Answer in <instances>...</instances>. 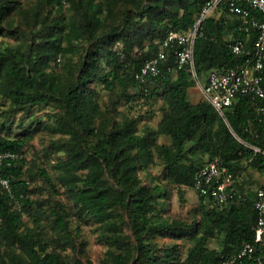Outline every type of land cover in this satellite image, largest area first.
Segmentation results:
<instances>
[{
  "label": "trees",
  "instance_id": "1",
  "mask_svg": "<svg viewBox=\"0 0 264 264\" xmlns=\"http://www.w3.org/2000/svg\"><path fill=\"white\" fill-rule=\"evenodd\" d=\"M207 1L123 0L126 8L121 20L105 25L107 5L95 0H38L27 7L21 0H0V37L15 34L24 19L31 30L44 26L51 7L69 4L73 11L65 26L56 24L45 34L37 30L25 51L0 46V95L10 98L11 105L20 111L31 112L50 103L59 109L50 117L59 130L70 135L66 142L70 157L63 164L66 173L62 180L72 199L70 208L60 203L48 211L36 207L32 184L38 178L32 173L27 177V140L23 134L10 137L12 120L1 123L0 151L15 152L19 158L13 166L3 168L10 186L5 189L0 185V264H69L53 244L63 250L65 244L77 247L79 227H71L76 214L111 230L119 222L129 228V235L110 237L118 250L104 260L105 264H222L223 257L237 253L245 243L258 242L251 184L245 180L238 183L245 201L217 205L195 190L194 177L206 162L217 159L235 174L255 171L264 178V113L259 111L260 101L240 96L224 115L204 96L191 102L190 89L197 80L189 67L167 72L168 65L176 63L173 51L161 63L163 74L146 80L136 77L141 66L162 51L168 30L187 31ZM242 22L227 10L205 20L204 35L197 40L194 54L200 78L213 69L244 62L247 56L236 55L229 48L230 42L246 39L247 48L252 47L256 30L247 38L240 29ZM57 29L61 32L56 33ZM228 33L232 39H226ZM83 41L88 45L82 59L73 65L65 81L54 70L48 71L60 54L75 53V43ZM119 43L121 47L116 46ZM104 59L111 66L107 72H103ZM95 82L108 92L120 88L122 99L132 109L148 107L144 114H155L162 100V119L156 127L141 128L136 117L96 126ZM160 135L168 137L169 143H160ZM90 137H95V142ZM201 154L209 159L201 163ZM158 161L161 172L154 177L158 183H144L140 171ZM85 166L90 172L79 174ZM40 174L51 183L46 170ZM167 184L196 192L199 206L192 222L182 218L160 221ZM42 211L51 219L56 240L47 239L38 229ZM156 237L168 238L171 243L160 246ZM215 239L222 240L221 250L210 247ZM186 243L190 245L185 250ZM259 253L264 260V242Z\"/></svg>",
  "mask_w": 264,
  "mask_h": 264
},
{
  "label": "rangeland",
  "instance_id": "2",
  "mask_svg": "<svg viewBox=\"0 0 264 264\" xmlns=\"http://www.w3.org/2000/svg\"><path fill=\"white\" fill-rule=\"evenodd\" d=\"M22 5L32 6L38 0H21ZM96 2L106 3L107 10L103 14V22L105 25L114 24L121 20L125 11L126 5L123 0H95ZM53 8V9H52ZM73 15L71 6L67 4L64 8L51 7L46 23L44 26H38L36 30H31L32 26L27 20H23L16 28V33L13 35H5L0 37L1 47L19 48L25 51L31 43L33 36L37 30H42L45 33L52 32L53 26L60 24L65 26ZM221 14H217L220 17ZM61 32L60 29L55 31ZM226 39H232V34L228 33ZM77 48L75 53L67 52L64 55L60 54L55 62L52 61L53 66L48 69L54 70L60 77L61 81H65L67 76L71 75V68L73 65L81 61L88 42L75 43ZM64 46L67 43H63ZM121 47L122 44L118 45ZM103 72L111 70V66L104 59ZM205 77H202L201 80ZM95 88V100L97 101L98 111L94 116V123L96 126H106L114 122L123 123L131 117H136L140 120L139 126L143 128L145 125L156 127L163 117V101L156 105L155 114L142 112L146 111L148 107L145 105L143 109L136 111L131 108V105L126 103L121 95L122 90L117 88L113 92H108L104 89L100 82L93 83ZM190 101L195 103L203 98V94L199 89V84L196 81L195 85L190 89ZM148 110V109H147ZM153 110V109H152ZM59 112L57 106L53 103L43 104L35 107L31 112L20 111L11 105V99L0 95V124L7 120L13 121V131L9 133L10 137L22 135L26 140L24 147L25 169L29 175L37 174V180L32 184L34 193L32 198L37 202V206L42 210H50L57 204H62L65 208L72 206V199L68 194L65 184L62 180V174H65L64 162L69 159L70 153L66 142L70 139V135L64 133L56 127L55 121L50 117L52 114ZM1 126V125H0ZM3 133H6L4 131ZM92 142H95V137H90ZM160 143H169V138L163 135L159 136ZM209 156L201 154V163L207 161ZM46 170L50 177L51 183L45 180L44 176L40 174V170ZM90 168L85 166L79 170V174H87ZM161 172V163L159 161L156 165L150 166L145 170L140 171V177L144 183L152 185L158 182L154 179ZM246 183L256 190L262 185L264 178H260L255 171L243 175ZM166 185V184H165ZM166 197L161 201L159 219L160 221L174 218H182L192 222L195 219L197 208L199 206V199L193 189L180 188L174 184H167ZM46 212L40 213L42 220L38 224V229L49 240H56L57 233L51 225V219L47 218ZM74 221L71 224L72 229L79 227L78 244L77 247L64 245L65 250L58 246L57 243L53 247L60 250L67 258L69 264H105L104 260H109L111 254L117 251L118 248L114 244L111 236L118 234L129 235L130 230L126 224L117 225V228L111 230L108 226L87 221L86 217L74 215ZM31 226H34L30 222ZM34 228H36L34 226ZM155 242L160 246H166L171 243L168 238L156 237ZM190 245L186 243L184 249ZM211 248L221 250L223 242L221 239H215L210 243ZM1 251V250H0Z\"/></svg>",
  "mask_w": 264,
  "mask_h": 264
},
{
  "label": "built area",
  "instance_id": "3",
  "mask_svg": "<svg viewBox=\"0 0 264 264\" xmlns=\"http://www.w3.org/2000/svg\"><path fill=\"white\" fill-rule=\"evenodd\" d=\"M227 10L229 14L242 19L241 30L247 38L256 30V38L251 48L246 40H234L229 48L236 55L247 56L241 65L223 69H213L201 80L195 68L194 54L196 42L203 37L205 20L216 12ZM176 57L174 66L166 68L174 72L189 67L199 84L203 96L222 115L240 96H252L260 101L259 111L264 113V0H208L194 24L187 31L168 30L163 41V49L157 57L147 60L137 72L140 80L158 77L163 74L161 63H165L169 52ZM257 151L259 149L253 147ZM19 155L12 151H0V185L10 186V179L3 174L5 166H13ZM244 181L243 175L233 173L217 159L206 162L194 177V188L201 196L217 205L231 201H245V194L237 188ZM254 207L257 212L256 232L258 242H247L235 254L225 256L222 264H264L259 246L264 242V186L255 190Z\"/></svg>",
  "mask_w": 264,
  "mask_h": 264
},
{
  "label": "crops",
  "instance_id": "4",
  "mask_svg": "<svg viewBox=\"0 0 264 264\" xmlns=\"http://www.w3.org/2000/svg\"><path fill=\"white\" fill-rule=\"evenodd\" d=\"M259 187H261V186H259Z\"/></svg>",
  "mask_w": 264,
  "mask_h": 264
}]
</instances>
